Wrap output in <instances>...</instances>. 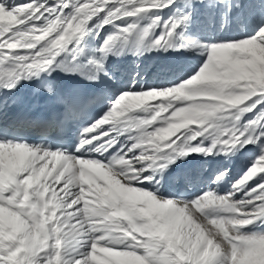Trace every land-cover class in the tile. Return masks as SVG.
Here are the masks:
<instances>
[{
    "label": "snow or ice",
    "instance_id": "1",
    "mask_svg": "<svg viewBox=\"0 0 264 264\" xmlns=\"http://www.w3.org/2000/svg\"><path fill=\"white\" fill-rule=\"evenodd\" d=\"M0 264H264V0H0Z\"/></svg>",
    "mask_w": 264,
    "mask_h": 264
},
{
    "label": "bare ground",
    "instance_id": "2",
    "mask_svg": "<svg viewBox=\"0 0 264 264\" xmlns=\"http://www.w3.org/2000/svg\"><path fill=\"white\" fill-rule=\"evenodd\" d=\"M98 42L93 41V44H96ZM170 55H179L178 53L176 54H170V53H163V52H149L146 53L142 57H134L131 55H126V56H121V57H116L113 56L110 58L112 61L114 67L119 68V69H124L130 66H135L134 61L138 62L141 64L142 67L146 68L149 70V72H146L144 75V80L150 81V82H164L168 79L174 78L175 75H180L181 72L178 71L174 74H163L160 72H154L152 73L151 70L154 68H157L159 65H161L164 62V58L170 56ZM190 67V64H183L181 65V71H186ZM151 73V75L149 74ZM126 79V77H124ZM196 159L200 161H206L207 165L209 168L214 169L218 166H222L225 163H228L226 158H221V157H197ZM244 158L241 157L240 159H234L232 162L233 170L234 173H238L240 170V167L242 166ZM230 184H225L222 186L221 191H226L228 188H230Z\"/></svg>",
    "mask_w": 264,
    "mask_h": 264
}]
</instances>
